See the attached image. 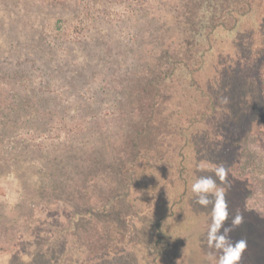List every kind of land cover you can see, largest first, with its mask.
Returning a JSON list of instances; mask_svg holds the SVG:
<instances>
[{
  "label": "rangeland",
  "instance_id": "1",
  "mask_svg": "<svg viewBox=\"0 0 264 264\" xmlns=\"http://www.w3.org/2000/svg\"><path fill=\"white\" fill-rule=\"evenodd\" d=\"M226 1L0 0V264H33L42 256L64 264L68 254L77 258L78 252L82 263L98 254L109 264L108 256L125 245L103 232L112 221L114 227L133 225L128 239H138L146 254L157 253L161 264H209L211 205L196 204L188 190L190 213L181 225L134 211L127 199L139 181L131 173L125 179L124 163L163 157L173 171L159 150L162 140L172 136L165 117L191 98H204L207 106L218 99L207 80L217 77L211 78L215 61L223 70L220 50L230 41L222 31L205 40L210 49L201 51L198 82L183 65L166 76L174 55L184 51L180 47L191 20L232 9H238L237 16L246 10L247 16H264V0L252 10L233 8L238 0ZM260 51L249 67L264 77V46ZM247 66H232L228 74L233 71L239 77L235 82L246 84ZM252 83L259 89L256 96L264 97V78ZM146 102L154 107L151 115ZM257 103L264 106L261 98ZM220 107L225 109L223 103ZM263 109L258 108L262 116ZM219 113L212 117L219 119ZM195 127L207 132V125ZM259 131L254 126L247 144L228 150L220 161L229 170L225 227L237 210L244 217L230 233L233 242L247 241L241 264H264V137ZM227 137L223 133L217 142L226 144ZM204 139L205 134L194 137L196 143ZM188 142L187 165L177 168V175H185L190 186L196 178L197 144ZM242 147L251 154L236 167Z\"/></svg>",
  "mask_w": 264,
  "mask_h": 264
},
{
  "label": "trees",
  "instance_id": "2",
  "mask_svg": "<svg viewBox=\"0 0 264 264\" xmlns=\"http://www.w3.org/2000/svg\"><path fill=\"white\" fill-rule=\"evenodd\" d=\"M256 1L257 0H238L234 2L237 4L232 7L239 8V6H246L249 10H252ZM226 2L229 4L228 0ZM237 10L234 12L233 9L230 12L214 10L213 13H200V16H196L197 19H200V21L197 22L198 24L193 20H191V22L194 24L191 26L187 24L188 22L185 23L186 26L189 25V29L186 31L187 35H185L186 42L180 47L184 49V51L178 57L174 55V60L172 62L173 66H170L164 74L166 76H171L176 70V66L183 65L188 72H192V78L198 82V70L201 71L200 64L204 62V60L200 61L202 58L201 51L207 52L210 49V45H205V40L208 41V39H211V36L222 31L230 36L229 43L227 42L220 50L221 53L219 52L221 54L220 57H222L220 63H223L222 71L225 72V75H222V71L217 70L220 64L215 61L216 66L211 69L215 74H213L211 78H213V76L217 77L214 80H207V85L209 91H212L210 86L214 91L215 89L218 91V99H212L210 106H207L209 101L204 102V98H196L194 101L191 98L192 101L189 105L183 106L179 104L178 106L181 108L175 106L173 110L168 111L165 118L167 119V124L171 126V130H168L170 133L172 132V136H168L165 140H162L159 150H163V156L170 159L169 163H172L173 171L169 170V164L167 162H163V157L162 161L153 159L148 161L144 160L143 162L126 161L124 163L125 179L130 177L131 173L132 177L139 181V184L137 183L138 185L133 189L134 192L131 193L130 197L127 199V203L130 204V207L133 208L134 211L145 213L149 218L154 217L161 221L172 218V225L174 223L181 225V221L183 224L190 213V205L187 206L185 201V196L188 190H190V186L187 185L188 180H186L185 175L178 176L177 174L179 172L178 169L184 170L185 164L187 165V155L185 151L189 146L188 140L190 141V145L197 144L193 150L195 152L193 157L196 166L193 169L194 176L211 175L215 178L211 168L201 170L198 169V165L202 161H206L210 165L221 164L220 161L225 152H228V150L236 152L235 150H238L239 146L247 144L248 137L252 135L251 130L254 126L259 127V130H261L259 132H262L264 137V115L262 116L260 112H258V108L262 110L264 106L263 104L257 105V99L261 98L264 100V97L261 95L259 96V94L256 96L259 89H256V86L252 83V79L255 81H263V72L253 66V68L256 69L255 74L254 70L249 67V60L253 61L258 59L260 54H262L260 50L261 47L264 46V28L261 29L259 27L261 26L260 23H263L264 19L262 17L264 16L260 17L257 14L256 16L252 14H250L251 17L247 16V10L245 13L242 12V16H237ZM242 19H245V21L240 24L239 21ZM210 22L212 24H209ZM232 33L234 35H232ZM241 47H246L248 52L241 53ZM206 58L207 56L205 59ZM213 65L214 63L212 66ZM232 66H247L245 68V73L248 77L246 84L244 83L241 85L242 81L235 82L236 78L239 79V77L236 73H233V71L228 74V70ZM242 68L244 69V67ZM197 85L199 86L201 84L197 83ZM224 85L225 89L221 92V86ZM204 86L199 88H203ZM256 97L258 98L255 100ZM18 103L20 105L21 101H18ZM222 103L225 106L224 110H222L223 107H220ZM145 106L151 115L154 107L148 102H146ZM18 107L20 108L19 110L22 109V106ZM218 111H220V117L219 119H215L212 116ZM200 123L207 125V132L204 130L198 132L199 129L195 126ZM223 133H228V137L226 139V144L224 143L221 145L220 142H217V139L223 136ZM199 134H205V139L202 141L198 140L196 143L194 137L197 138ZM263 143L261 144L262 149L264 148ZM241 150L240 154L236 153L235 155L234 164L236 167H238V164L242 166L247 156L251 154L248 152L249 150L244 147H242ZM137 164L139 165L136 166ZM145 170H147V172H145ZM111 182H113V179ZM182 211L186 214L184 217V219L186 218L185 220L178 218L180 217L178 214H181ZM131 216L133 217V215ZM175 218H178L177 222L174 220ZM115 225L117 224L112 221V224H107L109 227L103 228V232L108 234L110 240L112 239L121 244L124 243L128 245H123L124 248L118 253L109 255V264H161L159 257H156L157 253L150 252L146 254L147 248L142 246L138 239L136 243L133 239H128V234H130V229L133 225L128 224L124 226V224H122L121 227H114ZM165 226L170 230V227H168L170 224L168 225L166 223ZM117 242H115V244L119 245ZM101 250L103 251L102 248ZM81 254V252H78V254H76L77 258L68 254L63 263L85 264V262L82 263L79 258V256L83 257ZM34 262L40 264H53L52 258H46L45 256L35 259ZM86 262V264H106L108 258L102 259L100 255L95 254V258L89 259ZM21 263L20 261L19 264Z\"/></svg>",
  "mask_w": 264,
  "mask_h": 264
},
{
  "label": "clouds",
  "instance_id": "3",
  "mask_svg": "<svg viewBox=\"0 0 264 264\" xmlns=\"http://www.w3.org/2000/svg\"><path fill=\"white\" fill-rule=\"evenodd\" d=\"M198 168H211L213 176H198L190 185L195 195V203L207 208L211 205V223L207 225L206 243L209 251L206 258L209 264H241L242 256L247 248V241L240 239L233 242L230 233L244 222L243 215L237 210L231 218V226L225 227L229 220V205L226 200L228 169L223 165H210L202 161ZM217 179L220 184H217ZM211 197V198H210Z\"/></svg>",
  "mask_w": 264,
  "mask_h": 264
}]
</instances>
